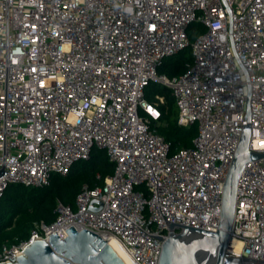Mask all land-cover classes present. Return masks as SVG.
Segmentation results:
<instances>
[{"label":"built area","instance_id":"obj_1","mask_svg":"<svg viewBox=\"0 0 264 264\" xmlns=\"http://www.w3.org/2000/svg\"><path fill=\"white\" fill-rule=\"evenodd\" d=\"M192 22L204 31L189 41ZM187 46L184 73L156 72ZM151 82L171 90L179 125L196 123L191 147L168 154ZM247 99L248 149L263 156L238 176L224 256L264 264V0H0V197L67 175L94 146L114 165L74 208L58 202L52 223L3 246L0 263L70 226L115 237L133 264H158L171 222L216 231Z\"/></svg>","mask_w":264,"mask_h":264},{"label":"trees","instance_id":"obj_2","mask_svg":"<svg viewBox=\"0 0 264 264\" xmlns=\"http://www.w3.org/2000/svg\"><path fill=\"white\" fill-rule=\"evenodd\" d=\"M203 31V26L198 22H192L186 28L189 41ZM185 50L189 51L186 58ZM191 62V50L187 46L173 55L163 57L156 72L169 78L178 77ZM156 84L151 82L145 90V97L149 100L153 99V93L164 98L163 104L159 106L161 117L155 122L156 133L168 143V154L191 147L192 140L197 135L196 123L187 127L179 125L171 90L162 85L157 88ZM149 91L153 93L148 95ZM113 170L114 165L105 149L94 146L87 159L76 161L65 176L53 174L47 185L24 186L9 183L0 197V251L3 246L11 247L27 241L36 222L52 223L56 218L55 208L58 202L74 208L75 198L83 186L91 189L102 185L104 177L112 174ZM138 188L140 187L135 189Z\"/></svg>","mask_w":264,"mask_h":264},{"label":"water","instance_id":"obj_3","mask_svg":"<svg viewBox=\"0 0 264 264\" xmlns=\"http://www.w3.org/2000/svg\"><path fill=\"white\" fill-rule=\"evenodd\" d=\"M245 119L239 141L226 173L223 188L221 212L216 231L185 226L176 223L168 225L169 233L163 240L158 264H240L248 261L239 257H225L232 224L236 183L244 165L263 156L250 151V110L248 99ZM0 168V175L3 174ZM89 209L96 210L89 205ZM48 241L33 239L16 255V260L0 264H125L105 238L88 229L70 226L61 239L49 233Z\"/></svg>","mask_w":264,"mask_h":264},{"label":"bare ground","instance_id":"obj_4","mask_svg":"<svg viewBox=\"0 0 264 264\" xmlns=\"http://www.w3.org/2000/svg\"><path fill=\"white\" fill-rule=\"evenodd\" d=\"M110 246L114 249V251L121 257V259L124 261L125 264H133L128 254L123 249L120 242L115 237H107L105 238ZM234 245L236 249H239L240 242L234 241Z\"/></svg>","mask_w":264,"mask_h":264},{"label":"rangeland","instance_id":"obj_5","mask_svg":"<svg viewBox=\"0 0 264 264\" xmlns=\"http://www.w3.org/2000/svg\"><path fill=\"white\" fill-rule=\"evenodd\" d=\"M188 54H189V51H188V50H185V51H184V57L186 58ZM156 87L159 88V87H160V84L157 83V84H156ZM152 93H153V91H149V92H148V95H150V94H152ZM146 98H147V96H146Z\"/></svg>","mask_w":264,"mask_h":264}]
</instances>
